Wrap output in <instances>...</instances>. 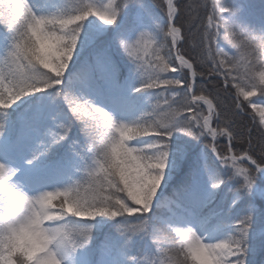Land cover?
I'll use <instances>...</instances> for the list:
<instances>
[{
  "label": "snow or ice",
  "instance_id": "6c2138e0",
  "mask_svg": "<svg viewBox=\"0 0 264 264\" xmlns=\"http://www.w3.org/2000/svg\"><path fill=\"white\" fill-rule=\"evenodd\" d=\"M0 264H264V0H0Z\"/></svg>",
  "mask_w": 264,
  "mask_h": 264
},
{
  "label": "trees",
  "instance_id": "16d2710c",
  "mask_svg": "<svg viewBox=\"0 0 264 264\" xmlns=\"http://www.w3.org/2000/svg\"><path fill=\"white\" fill-rule=\"evenodd\" d=\"M183 2H184V3H187L188 0H183ZM252 2H253V3H256V4H259V0H252ZM197 15H198L199 18H203V17H204V12H203V10H200V11L197 13ZM199 18H198L194 23H199V22H200V19H199ZM229 47H230V46H229ZM251 99H253L254 101L257 100L256 97H253V98H251ZM227 103L230 105V104H231V99H229V100L227 101ZM249 111H250V109H249ZM245 120H246L249 124H251V118H250V117H245Z\"/></svg>",
  "mask_w": 264,
  "mask_h": 264
}]
</instances>
